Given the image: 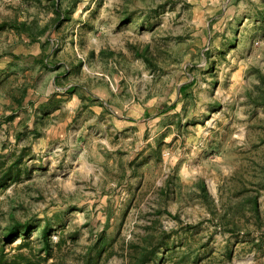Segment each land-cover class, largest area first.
I'll list each match as a JSON object with an SVG mask.
<instances>
[{"label":"rangeland","instance_id":"rangeland-1","mask_svg":"<svg viewBox=\"0 0 264 264\" xmlns=\"http://www.w3.org/2000/svg\"><path fill=\"white\" fill-rule=\"evenodd\" d=\"M16 162L0 264H264V0H0Z\"/></svg>","mask_w":264,"mask_h":264},{"label":"trees","instance_id":"trees-1","mask_svg":"<svg viewBox=\"0 0 264 264\" xmlns=\"http://www.w3.org/2000/svg\"><path fill=\"white\" fill-rule=\"evenodd\" d=\"M57 13L59 14V8H57ZM2 27L10 28V29L16 30L17 32H21V33L27 32L32 37L33 42L38 41L40 35H42L46 31V29H42L37 34V32H35L32 28L27 26L26 23H21V22H18L17 20L11 23L5 22L4 24H2ZM44 47L46 48V46ZM71 89H73V87L70 88V90ZM17 101L19 103H22L21 99ZM16 164L17 162L13 163L11 166H9L5 170L4 173H0V185H3L8 180V177H11L14 174ZM29 231H30V226L28 224H20L19 222H13L12 224H10L8 228V232L5 236V239L8 241H13V239H15L20 234H24V235L29 234ZM45 246L47 248H50L51 246L47 232H45Z\"/></svg>","mask_w":264,"mask_h":264}]
</instances>
